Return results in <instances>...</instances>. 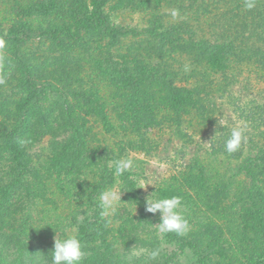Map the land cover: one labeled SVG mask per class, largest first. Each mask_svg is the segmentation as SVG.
<instances>
[{"label":"rangeland","instance_id":"obj_1","mask_svg":"<svg viewBox=\"0 0 264 264\" xmlns=\"http://www.w3.org/2000/svg\"><path fill=\"white\" fill-rule=\"evenodd\" d=\"M196 1L0 0V146L10 134L26 166L22 173L0 151V183L17 188L0 195V264H50L54 239H80L96 212L109 248L104 264H146V255H133L140 248H159L157 264H201L185 240L198 243L206 264H264V124L256 118L264 84L245 69L229 78L197 61L193 33L213 42L221 11ZM98 12L104 25L95 29ZM156 26L157 38L146 34ZM8 34L20 39L37 97ZM233 128L247 137L239 157L216 147ZM124 157L135 167L118 176L113 161ZM126 181L142 206L127 200ZM108 191H121L120 201L104 217ZM153 193L182 198L190 224L182 239L153 227L159 213L145 208ZM89 242L82 264L105 249Z\"/></svg>","mask_w":264,"mask_h":264},{"label":"trees","instance_id":"obj_2","mask_svg":"<svg viewBox=\"0 0 264 264\" xmlns=\"http://www.w3.org/2000/svg\"><path fill=\"white\" fill-rule=\"evenodd\" d=\"M202 3H205L204 0ZM211 6L213 5L214 10L221 11L220 14L216 15V21L214 22V29L211 33V39L213 38V42H211L208 38V34L193 33L194 36H198V40L194 43L195 48H193V54L196 56V59L200 63H205L206 65L203 67H209L210 71L215 73L220 72L221 74L229 75V78H233L234 70L238 71L239 69H245L250 72L255 78L264 84V0H255V7L251 10H247L244 7V0H211ZM198 3V0L196 1ZM205 6H209L206 3ZM224 10V11H223ZM223 11V12H222ZM102 14L100 12L94 14L93 16V28L97 29L99 27H103L102 22ZM88 21L82 23L86 24ZM87 26V25H85ZM84 26V28H86ZM156 27L153 29L146 30V34L156 38L158 37L156 33ZM173 31L181 32V28H174ZM50 35L56 37V29L51 28L49 30ZM60 32H64L66 34H70L69 29L61 28ZM134 34V31H131ZM170 32H168L169 34ZM127 33H118V36H126ZM0 37H3L0 34ZM7 38L11 39L12 46L14 48L15 56L20 62V64L24 67L25 72V81L30 85L31 88L35 89L33 92V96L37 97L36 86L30 83L29 80V71L28 66L21 60L18 54V44L20 39L11 36L8 34ZM114 39H116L114 37ZM227 40V41H226ZM185 49V48H184ZM185 52L188 53V50L185 49ZM192 53V51H190ZM149 78V75L146 76V79ZM137 84L135 85H143L144 80L137 79ZM234 81V80H233ZM82 98L86 99L85 95H81ZM28 103L30 101H27ZM261 114V113H260ZM260 114L256 117L258 118V123L264 124V114L260 116ZM252 116V115H251ZM231 132L223 131L219 135V141H217V150L223 155L239 157L245 146L242 143L239 151L235 152L232 155H228L225 151V141L230 135ZM5 143L3 146H0V151H8L13 155L14 162L16 166L19 167L23 172L26 170V166L23 165L20 161L21 152L19 151L15 142L11 139L10 134L5 135ZM264 153V152H262ZM1 156V154H0ZM0 182H2V177ZM0 183V195L3 196L4 199L7 197H11L12 191L16 190L14 188L15 182L7 183L2 186ZM14 188V189H13ZM126 189H127V200L131 203H134L138 206H142L143 203L140 201L138 192L136 190V185L132 181H126ZM7 208V207H5ZM259 216V214H257ZM94 221L92 223H88L87 226L81 225L79 230L80 241L84 245L90 243L89 241H94L95 239H100L103 248V252L101 255H97L95 259H91L90 264H104L107 253L109 252V248L106 247V240L104 238V231L102 223L100 222V215L96 212L94 216ZM258 219H262V217H258ZM5 220L0 222V237L4 234L2 233L5 225ZM93 232L92 237L89 238L90 234L88 232ZM170 240L180 239L181 237H177L174 234L170 235ZM89 239V240H88ZM182 239V238H181ZM184 240V239H183ZM185 245L197 256L199 262L201 264H206V258L200 253L199 245L196 241H187L185 240ZM86 245H84V251L87 250Z\"/></svg>","mask_w":264,"mask_h":264},{"label":"clouds","instance_id":"obj_3","mask_svg":"<svg viewBox=\"0 0 264 264\" xmlns=\"http://www.w3.org/2000/svg\"><path fill=\"white\" fill-rule=\"evenodd\" d=\"M244 7L251 10L255 7V0H244ZM177 15L173 12V16ZM6 47V42L0 38V49ZM2 59V57H0ZM5 81L0 79V85ZM246 135L243 128H233L230 135L225 141V151L228 155H232L239 151L242 143L246 142ZM21 143H25L21 141ZM115 165L116 175H123L125 172L135 167L131 158L124 157L113 161ZM120 193L108 191L102 194V213L104 217H108L113 211V201H120ZM182 198L176 195L169 197H161L152 194L145 202V208L148 213L153 215L159 213V223L155 227L160 234H174L177 237H184L190 231L188 219L179 211L182 207ZM84 245L75 235H69L64 238H55L54 247L50 252V264H82L87 253L83 250ZM135 256L146 255V264H157L160 258V249L152 250L140 248L133 253Z\"/></svg>","mask_w":264,"mask_h":264}]
</instances>
